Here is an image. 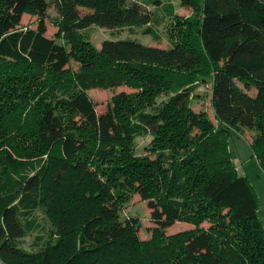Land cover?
I'll return each instance as SVG.
<instances>
[{
    "label": "trees",
    "instance_id": "trees-1",
    "mask_svg": "<svg viewBox=\"0 0 264 264\" xmlns=\"http://www.w3.org/2000/svg\"><path fill=\"white\" fill-rule=\"evenodd\" d=\"M41 1L0 0L1 260L264 264L257 197L228 140L251 125L264 167V0H181V18L168 3L161 16L147 8L159 0H46L52 36L44 18L20 25ZM165 16L169 46L118 37ZM91 25L114 38L96 47ZM206 79L213 119L192 107ZM116 86L131 91L97 112L88 88ZM146 136L151 151L136 154ZM133 194L151 207L147 239L118 212ZM176 221L192 227L167 234Z\"/></svg>",
    "mask_w": 264,
    "mask_h": 264
},
{
    "label": "rangeland",
    "instance_id": "rangeland-1",
    "mask_svg": "<svg viewBox=\"0 0 264 264\" xmlns=\"http://www.w3.org/2000/svg\"><path fill=\"white\" fill-rule=\"evenodd\" d=\"M48 1V0H47ZM46 0H42L40 8L36 14L26 12L21 15L20 25L35 27L40 18H44L46 24L45 34L52 36L56 31V25L52 23V18L56 15V10ZM48 3V4H47ZM171 4L174 12L177 16L186 17L191 13V8L181 4V0H159L158 9L154 5L147 7L156 12L157 15H162L163 11L160 7L163 4ZM152 14H155L154 12ZM173 20L171 17L165 16L164 20L159 24L151 23L152 32H143V27H139L138 31L134 35H129L126 31L121 32L118 35L120 38L130 37L135 38L145 44H151L155 46L166 47L171 44L170 29L172 27ZM91 41L94 45L100 48L101 42L106 38H114L112 30L100 27L98 25H91L88 28ZM72 69L77 68V61L70 56L69 64ZM125 90L131 91L127 86H116V87H90L87 90L89 97L95 104L97 112L105 110L107 102L110 97L118 91ZM199 90L206 95L199 101L192 102V107L195 109H204L213 119V111L210 106V80L206 79L199 87ZM253 93V92H252ZM254 130L251 125L243 127V131L237 134H231L228 138L229 147L233 154V162L238 169L239 174L246 175L248 181L253 187L257 197V215L264 224V167L260 161L253 155L250 140ZM134 151L136 154H148L151 151L152 139L151 136L139 137L133 141ZM120 217L133 218V222L136 223L138 235L141 239H147L150 236V228L154 226L153 221L150 219L151 207L148 201L143 200L139 194L130 195L122 204L118 210ZM204 223L203 226H207ZM192 225L185 222L176 221L172 225L165 227V232L171 234L177 231L191 228ZM33 236H28L23 240L22 245L26 248H31Z\"/></svg>",
    "mask_w": 264,
    "mask_h": 264
},
{
    "label": "built area",
    "instance_id": "built-area-1",
    "mask_svg": "<svg viewBox=\"0 0 264 264\" xmlns=\"http://www.w3.org/2000/svg\"><path fill=\"white\" fill-rule=\"evenodd\" d=\"M0 264H5V263L1 260V258H0Z\"/></svg>",
    "mask_w": 264,
    "mask_h": 264
}]
</instances>
